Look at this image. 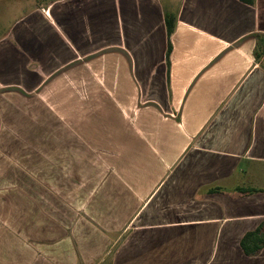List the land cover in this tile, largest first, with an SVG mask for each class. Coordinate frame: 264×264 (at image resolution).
<instances>
[{
  "label": "crops",
  "instance_id": "obj_1",
  "mask_svg": "<svg viewBox=\"0 0 264 264\" xmlns=\"http://www.w3.org/2000/svg\"><path fill=\"white\" fill-rule=\"evenodd\" d=\"M263 222L264 0H53L0 38V264H264Z\"/></svg>",
  "mask_w": 264,
  "mask_h": 264
},
{
  "label": "rangeland",
  "instance_id": "obj_2",
  "mask_svg": "<svg viewBox=\"0 0 264 264\" xmlns=\"http://www.w3.org/2000/svg\"><path fill=\"white\" fill-rule=\"evenodd\" d=\"M51 1L53 0H0V38L6 35L16 20L37 7H46Z\"/></svg>",
  "mask_w": 264,
  "mask_h": 264
},
{
  "label": "trees",
  "instance_id": "obj_3",
  "mask_svg": "<svg viewBox=\"0 0 264 264\" xmlns=\"http://www.w3.org/2000/svg\"><path fill=\"white\" fill-rule=\"evenodd\" d=\"M248 5H253L255 0H240ZM176 17L170 14L166 16L169 37L173 33ZM169 46V53H170ZM241 246L247 256L255 255L264 249V222L252 232L247 233L242 239Z\"/></svg>",
  "mask_w": 264,
  "mask_h": 264
}]
</instances>
